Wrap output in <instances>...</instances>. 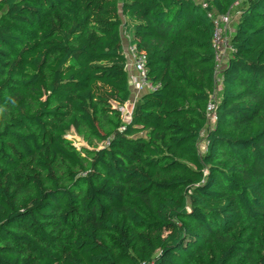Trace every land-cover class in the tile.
<instances>
[{"label":"trees","instance_id":"1","mask_svg":"<svg viewBox=\"0 0 264 264\" xmlns=\"http://www.w3.org/2000/svg\"><path fill=\"white\" fill-rule=\"evenodd\" d=\"M0 7V264H264V0ZM126 36L151 84L128 119Z\"/></svg>","mask_w":264,"mask_h":264},{"label":"built area","instance_id":"2","mask_svg":"<svg viewBox=\"0 0 264 264\" xmlns=\"http://www.w3.org/2000/svg\"><path fill=\"white\" fill-rule=\"evenodd\" d=\"M227 14L216 16L213 18L214 33H213V45L216 49V71L215 78L222 70L220 66V60L222 59V53L226 49L230 50L229 42L226 40L224 34L227 32L228 18ZM225 25V27H223ZM124 52L126 56V68L129 74V83L131 91L134 95L138 96L141 92L151 89V84L146 76L145 56L143 53L136 51L134 45L130 44L128 37L126 36V43L124 45ZM218 78L216 79V81ZM216 91V90H215ZM216 92L210 97V100L206 107L207 121L214 122L215 120V95ZM122 111V108H121ZM123 114V111H122Z\"/></svg>","mask_w":264,"mask_h":264},{"label":"rangeland","instance_id":"3","mask_svg":"<svg viewBox=\"0 0 264 264\" xmlns=\"http://www.w3.org/2000/svg\"><path fill=\"white\" fill-rule=\"evenodd\" d=\"M241 7V4L240 3H235L234 6L230 9L229 13L227 14V18H228V23H227V27H228V30L227 32L224 34V36H226V40H229V36L230 34L232 33L234 27H235V24H236V20H237V16H238V12H239V9ZM4 16V8L3 7H0V17H3ZM225 27V25L223 26ZM21 30V29H19ZM124 36V34H123ZM123 38V44L125 45L126 43V39L125 37H122ZM230 54V51L228 49H224L223 53H222V59L220 60V66L221 68L223 67V65L225 64L226 62V59L228 58ZM220 78V73L218 74V76H216V79L217 78ZM131 88V87H130ZM132 93V91H131ZM219 95V89L217 90V96ZM134 96L136 97V95L134 94H131L128 102L122 107V111H124V113L122 114L124 119H128L130 114H131V111H132V108H133V105H134V102H135V98ZM217 98V97H216ZM213 124V122L209 121L208 122V125L211 127ZM204 134L205 132L203 131L202 132V140L199 142L198 144V148L199 150L202 152L204 150ZM67 138L71 139L73 141V144L77 147V148H80L81 146H86L85 142L82 140L81 137H79L73 130L69 131L68 134H67Z\"/></svg>","mask_w":264,"mask_h":264},{"label":"crops","instance_id":"4","mask_svg":"<svg viewBox=\"0 0 264 264\" xmlns=\"http://www.w3.org/2000/svg\"><path fill=\"white\" fill-rule=\"evenodd\" d=\"M142 93V92H141ZM133 94V93H132ZM134 98L136 99V97L134 96Z\"/></svg>","mask_w":264,"mask_h":264},{"label":"water","instance_id":"5","mask_svg":"<svg viewBox=\"0 0 264 264\" xmlns=\"http://www.w3.org/2000/svg\"><path fill=\"white\" fill-rule=\"evenodd\" d=\"M123 113H124V111H123Z\"/></svg>","mask_w":264,"mask_h":264}]
</instances>
